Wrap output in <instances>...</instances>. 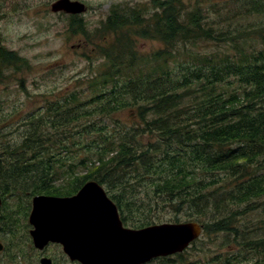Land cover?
Masks as SVG:
<instances>
[{"label":"trees","instance_id":"obj_1","mask_svg":"<svg viewBox=\"0 0 264 264\" xmlns=\"http://www.w3.org/2000/svg\"><path fill=\"white\" fill-rule=\"evenodd\" d=\"M217 5V22L264 16V0ZM153 6L113 7L95 44L104 61L85 77L90 98L74 88L46 100L39 114L1 119V128L19 120L1 136L20 138L0 143V189L64 195L93 179L131 192L112 197L127 213L136 206V227L153 223L150 212L165 204L202 224V233L233 232L247 242L245 230L264 223V24L216 34L199 5L184 14L180 0ZM132 30L161 46L140 54ZM199 42L217 50L195 49ZM28 66L0 47V76ZM124 109L129 121L112 117ZM119 173L149 183L136 205L133 185L107 180Z\"/></svg>","mask_w":264,"mask_h":264},{"label":"rangeland","instance_id":"obj_2","mask_svg":"<svg viewBox=\"0 0 264 264\" xmlns=\"http://www.w3.org/2000/svg\"><path fill=\"white\" fill-rule=\"evenodd\" d=\"M55 1L0 0V47L15 52L18 56L25 58L29 64L27 68L21 71H12L9 68H4L1 71L0 143L2 140L18 142L20 138L19 131L1 136L3 133L15 130L13 129L15 125H11L19 122L17 120L9 124L7 128H1L3 126L1 119L9 113L17 112L11 120L20 117L25 118V115L30 112L39 114L45 106L46 100L63 95L74 88L80 92L83 99L91 97V92L85 86V77L100 68L104 61L101 51L95 48L93 42L102 44L103 41L99 38L106 33L104 32L106 18L114 6H144L146 9L161 0H79L88 6V11L85 14H75V16L64 12H53L51 4ZM180 1L184 3V6L181 7L182 14L193 10L197 5L202 7V12L205 13L204 17L208 18V21L214 20L213 27L216 34L220 31L234 33L249 25L264 24L263 15H251L234 22L222 23V19L217 22L218 14L214 9L216 10L218 7L217 2L226 0ZM71 23L74 27L77 24H85L86 28L81 31L72 30L69 28ZM131 38L136 42L135 46L140 54L147 55L161 46L155 40L138 37L133 30L131 31ZM244 46L248 48V44H244ZM251 46L259 48L260 45L250 42ZM194 48L203 52H215L217 50L215 43L206 42H199L198 46H194ZM21 80H24L22 87ZM112 117L119 121L131 119L128 109L120 110L114 113ZM109 176L110 178L107 180H116L114 186L116 188L133 185L134 193L132 194L134 198L131 201L135 205L136 202L140 201L139 199L145 196V190L150 189L147 181H138L128 173L122 176L120 173ZM122 181L125 182L121 183ZM101 185L112 194L120 192L118 189L107 188L109 187L107 184ZM125 193L128 195L131 192ZM24 197L27 199L25 195ZM133 208V216L136 219L142 217L136 210V206ZM4 210H1L0 214ZM6 211L10 210H5L4 213ZM150 213L155 224L175 223L176 219L179 220L177 222L190 221L186 219L183 212L180 214L173 212L165 204L164 207L156 208ZM258 216H260L258 212L252 213L247 216V219L254 220ZM15 217L17 218L15 222H20L19 216L15 215ZM260 218L264 219V216H260L258 219ZM11 221H1L0 225L7 229L6 226ZM252 227H254L252 230H245V235L251 238L247 242H240V236L234 237L233 232L201 233L195 243H192L184 251L182 257H177L176 254L157 257L158 259L149 264H260L259 260L264 258V223H258V228L257 224L254 226L253 223ZM2 238L0 235V239ZM46 253L59 258L57 246H49ZM26 254L27 248H25Z\"/></svg>","mask_w":264,"mask_h":264},{"label":"water","instance_id":"obj_3","mask_svg":"<svg viewBox=\"0 0 264 264\" xmlns=\"http://www.w3.org/2000/svg\"><path fill=\"white\" fill-rule=\"evenodd\" d=\"M51 10L81 13L84 4L57 0ZM28 220L35 247L60 243L70 259L80 264H143L183 252L202 231L196 221L125 228L116 206L96 180L86 181L73 196L36 195ZM40 263L51 261L42 257Z\"/></svg>","mask_w":264,"mask_h":264},{"label":"flooded vegetation","instance_id":"obj_4","mask_svg":"<svg viewBox=\"0 0 264 264\" xmlns=\"http://www.w3.org/2000/svg\"><path fill=\"white\" fill-rule=\"evenodd\" d=\"M57 1V0H56ZM55 1V2H56ZM84 4V11L79 14H85L88 11V6L85 5L84 2L79 0H70ZM54 3V2H53ZM52 3V4H53ZM64 12V11H58ZM75 16L77 13H67ZM109 16V15H108ZM107 19V18H106ZM70 24L69 28L72 30L81 31L86 28V25L77 24L75 27ZM97 42H93L95 45ZM96 48V47H95ZM75 192H71L70 194L64 195H54V196H73ZM37 193H33L30 191H10L3 192L0 189V211L10 210L1 212L0 214V222L1 221H11L7 224V229H4L3 226L0 225V235H2V239H0V264H41L40 260L42 257H48L50 259L51 264H80L77 260H71L70 257L63 251L62 245L56 242L47 243L42 249H38L34 246L32 236L30 231L33 229V225L29 223L28 216L32 209V200ZM118 195H124L125 192H117L114 193ZM24 195L27 197L25 199ZM107 197L112 201V203L116 206L118 217L122 222L123 227L126 228H140L136 227V218L133 216V213H127L126 209L120 206L116 200L113 199L112 193L106 191ZM11 212V214H10ZM15 215L19 216L20 222H15L17 218ZM49 246H57L59 249V258L55 256L49 255L46 253V250ZM25 248H27V254L25 255ZM158 258H152L146 263L149 264L153 260ZM260 264H264V258L259 260Z\"/></svg>","mask_w":264,"mask_h":264}]
</instances>
